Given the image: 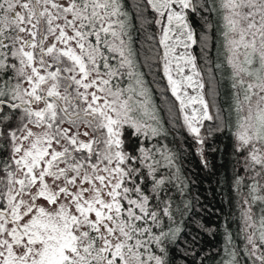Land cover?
Listing matches in <instances>:
<instances>
[{
    "label": "snow or ice",
    "instance_id": "snow-or-ice-1",
    "mask_svg": "<svg viewBox=\"0 0 264 264\" xmlns=\"http://www.w3.org/2000/svg\"><path fill=\"white\" fill-rule=\"evenodd\" d=\"M135 8L158 27L149 59L198 153L214 121L208 135L231 134L244 172L238 231L225 227L216 264H264V0ZM132 28L128 0H0V264H174L181 246L189 264L199 232L184 239L181 225L215 235L159 142Z\"/></svg>",
    "mask_w": 264,
    "mask_h": 264
},
{
    "label": "trees",
    "instance_id": "trees-1",
    "mask_svg": "<svg viewBox=\"0 0 264 264\" xmlns=\"http://www.w3.org/2000/svg\"><path fill=\"white\" fill-rule=\"evenodd\" d=\"M138 2L141 0H128V10L131 13L132 35L140 70L145 74V79L151 88L153 103L162 120V126L167 130L166 136L158 138L159 142L166 144L179 156V163L187 178L185 198L191 200L193 204L197 213L195 220L215 229V235L210 236L206 232L199 231L191 221H185L181 225L185 228L184 239L190 240L191 236L199 232V243L196 245L197 256H188L187 259L189 264H192L193 259L197 261V264L200 261H203V264H216L218 260L216 250L224 242L225 227L233 233L234 237L238 231L239 205L236 177L237 175L243 176L244 172L238 162L239 157L235 153L231 134L224 131L208 135L207 129L216 126L214 121H206L205 128H203V135L207 137L203 146L207 167L202 163L196 142L182 126V117L173 107L174 98L171 97L170 91L160 90L165 87L166 78H163L162 71H156L160 65L152 63L149 59L154 56L159 47L158 27L154 23H146L145 19L137 18L135 5ZM146 19L150 21L154 17L149 12L146 14ZM217 78L219 80V77ZM205 79L207 80L206 72ZM218 90L220 95L217 103L221 108H226L228 103L226 82L219 84ZM170 107L175 113L174 121L172 113L169 112ZM212 112L214 113L215 109H212ZM152 142L156 141H150ZM236 242L240 243L239 238H236ZM182 252V246L173 250L171 255L174 264H184Z\"/></svg>",
    "mask_w": 264,
    "mask_h": 264
},
{
    "label": "water",
    "instance_id": "water-1",
    "mask_svg": "<svg viewBox=\"0 0 264 264\" xmlns=\"http://www.w3.org/2000/svg\"><path fill=\"white\" fill-rule=\"evenodd\" d=\"M201 156V155H200ZM202 157V160H204V154H203V156H201Z\"/></svg>",
    "mask_w": 264,
    "mask_h": 264
},
{
    "label": "rangeland",
    "instance_id": "rangeland-1",
    "mask_svg": "<svg viewBox=\"0 0 264 264\" xmlns=\"http://www.w3.org/2000/svg\"><path fill=\"white\" fill-rule=\"evenodd\" d=\"M201 133H202V135H203V129L201 130Z\"/></svg>",
    "mask_w": 264,
    "mask_h": 264
}]
</instances>
